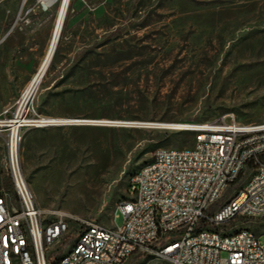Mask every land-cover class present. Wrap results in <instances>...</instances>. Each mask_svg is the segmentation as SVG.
Wrapping results in <instances>:
<instances>
[{"label": "rangeland", "instance_id": "374dc122", "mask_svg": "<svg viewBox=\"0 0 264 264\" xmlns=\"http://www.w3.org/2000/svg\"><path fill=\"white\" fill-rule=\"evenodd\" d=\"M56 14L42 0H0V116L17 110ZM27 110L31 119H79L21 133V169L37 205L48 221L59 211L72 218L50 262L68 252L83 222L112 224L130 177L156 149L193 144L172 124L225 115L264 122V0H71ZM5 184L16 198L8 176ZM229 226L253 231L264 247V218ZM123 264L161 261L135 254Z\"/></svg>", "mask_w": 264, "mask_h": 264}, {"label": "built area", "instance_id": "2783aa9c", "mask_svg": "<svg viewBox=\"0 0 264 264\" xmlns=\"http://www.w3.org/2000/svg\"><path fill=\"white\" fill-rule=\"evenodd\" d=\"M223 117L172 126L193 132V144L156 149L130 177V195L118 203L112 224L83 222L68 252L48 262L72 218L59 211L47 220L24 179L19 151L23 128L62 122L31 119L29 110L20 119L16 111L0 116L6 145L0 159V264H123L135 254L165 264H264L260 237L229 226L237 217L264 218V122Z\"/></svg>", "mask_w": 264, "mask_h": 264}, {"label": "bare ground", "instance_id": "6f19581e", "mask_svg": "<svg viewBox=\"0 0 264 264\" xmlns=\"http://www.w3.org/2000/svg\"><path fill=\"white\" fill-rule=\"evenodd\" d=\"M70 3L71 0H42V5L44 8L57 6V14L46 54L41 64L37 68L36 72L33 74L32 78L24 88L22 95L17 103L18 108L16 110V114L18 119L23 117L27 112L29 103L33 95L35 94L36 90L38 89L39 85L41 84L50 66V63L54 57V54L58 46V42L62 33V29L66 20ZM42 118L44 121H47L48 123L56 122V121L66 122L70 120L71 121L79 120V119H69V118H50V117H42ZM185 124H192V123H185ZM175 125L177 124H172L171 126H175Z\"/></svg>", "mask_w": 264, "mask_h": 264}, {"label": "trees", "instance_id": "16d2710c", "mask_svg": "<svg viewBox=\"0 0 264 264\" xmlns=\"http://www.w3.org/2000/svg\"><path fill=\"white\" fill-rule=\"evenodd\" d=\"M185 132H187V133H189V134H192L193 135V140H194V133L193 132H191V131H185ZM139 255H141V256H145V257H149V256H147V255H142V254H139ZM134 256V255H133ZM132 257V256H131ZM130 257V258H131ZM161 264H165V263H161Z\"/></svg>", "mask_w": 264, "mask_h": 264}, {"label": "water", "instance_id": "95a60500", "mask_svg": "<svg viewBox=\"0 0 264 264\" xmlns=\"http://www.w3.org/2000/svg\"><path fill=\"white\" fill-rule=\"evenodd\" d=\"M72 122H74V121H66V122H62V124H65V123H72Z\"/></svg>", "mask_w": 264, "mask_h": 264}]
</instances>
